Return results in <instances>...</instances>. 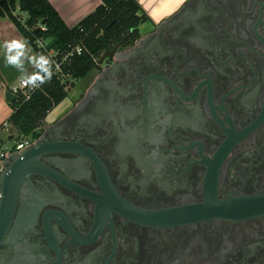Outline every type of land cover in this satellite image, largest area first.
<instances>
[{
  "label": "flooded vegetation",
  "instance_id": "obj_1",
  "mask_svg": "<svg viewBox=\"0 0 264 264\" xmlns=\"http://www.w3.org/2000/svg\"><path fill=\"white\" fill-rule=\"evenodd\" d=\"M95 62L4 186L0 264H264L234 212L264 196V0H182Z\"/></svg>",
  "mask_w": 264,
  "mask_h": 264
},
{
  "label": "trees",
  "instance_id": "obj_2",
  "mask_svg": "<svg viewBox=\"0 0 264 264\" xmlns=\"http://www.w3.org/2000/svg\"><path fill=\"white\" fill-rule=\"evenodd\" d=\"M0 17L11 20L34 52H42L36 48L35 40L48 37L53 39L47 48L58 50V54L66 48H81L80 54H72L61 64L63 77L53 74L27 97L18 92L15 100L9 103L12 112L6 122L21 138H36L41 120L67 97L75 81L96 66L95 59L122 35L129 33L134 38L137 26L149 19L137 0H100L91 13L72 27L64 23L48 0H0Z\"/></svg>",
  "mask_w": 264,
  "mask_h": 264
},
{
  "label": "crops",
  "instance_id": "obj_3",
  "mask_svg": "<svg viewBox=\"0 0 264 264\" xmlns=\"http://www.w3.org/2000/svg\"><path fill=\"white\" fill-rule=\"evenodd\" d=\"M48 1L55 8L68 27L76 25L81 19L91 13L100 4V0ZM163 9L166 8L163 7ZM150 15L154 20L162 17H159V15L156 13V10ZM13 38L19 39L23 38V36L16 29L9 18L0 17V45H2L5 40H10ZM31 70V67H29V71ZM19 75L20 73L15 68L6 66L4 59V49L0 47V124H2L0 133L3 129L10 126V124L6 122V119L12 112L9 102L5 99V93L7 91L13 92V88L19 84Z\"/></svg>",
  "mask_w": 264,
  "mask_h": 264
},
{
  "label": "clouds",
  "instance_id": "obj_4",
  "mask_svg": "<svg viewBox=\"0 0 264 264\" xmlns=\"http://www.w3.org/2000/svg\"><path fill=\"white\" fill-rule=\"evenodd\" d=\"M52 39L48 37L47 41L51 42ZM0 47L4 49L6 66L15 68L20 73L19 81L23 86L36 89L51 79L53 60L42 52H34L25 39L5 40Z\"/></svg>",
  "mask_w": 264,
  "mask_h": 264
},
{
  "label": "water",
  "instance_id": "obj_5",
  "mask_svg": "<svg viewBox=\"0 0 264 264\" xmlns=\"http://www.w3.org/2000/svg\"><path fill=\"white\" fill-rule=\"evenodd\" d=\"M106 56V53L101 55V59ZM16 98V95L12 91H7L5 93V99L6 101L13 102ZM41 122H44V119L41 120ZM42 146V144L34 143L28 147H26L24 150L16 153V155H13L14 158L9 162L10 164L6 165V162L8 161L9 157H6L3 160H0L1 168H0V179L2 182V192L0 193V199L2 200V206L0 208V216L5 217V214L2 213L5 209V204L10 203L6 200L5 192H4V186L11 180L12 174L15 172L16 167L19 166L24 161H27L31 156L35 154V152ZM242 207L237 209L235 214L237 215H257L264 213V196L258 197L255 199H248V200H242ZM11 210V208H10ZM10 214V213H9ZM9 217V215H8ZM8 217L5 219L6 223L8 221Z\"/></svg>",
  "mask_w": 264,
  "mask_h": 264
},
{
  "label": "built area",
  "instance_id": "obj_6",
  "mask_svg": "<svg viewBox=\"0 0 264 264\" xmlns=\"http://www.w3.org/2000/svg\"><path fill=\"white\" fill-rule=\"evenodd\" d=\"M34 43L36 48L41 50L45 55L49 56L53 60V74L59 75L61 77H63V74L60 71L61 64L65 62L66 59L72 54H80L81 52L80 46H75L71 47L69 50L66 48L65 51L58 54V50L47 48L48 41L46 39H37ZM31 90H33L31 87H25L19 81V84L13 88V93L16 95V93L19 92L27 97ZM32 141L33 138L31 136L23 137L17 141H5L0 145V160L3 159L7 153L21 150L29 145Z\"/></svg>",
  "mask_w": 264,
  "mask_h": 264
},
{
  "label": "rangeland",
  "instance_id": "obj_7",
  "mask_svg": "<svg viewBox=\"0 0 264 264\" xmlns=\"http://www.w3.org/2000/svg\"><path fill=\"white\" fill-rule=\"evenodd\" d=\"M182 0H137L139 5L142 7V10L147 14L149 19H152L150 14H153V12L156 10V13L161 16H165L168 13H170L173 9H175ZM165 7L166 9H163ZM18 15H20V12L16 11ZM23 16H25L24 13H21ZM65 80V79H63ZM81 80L75 81L74 85L68 90L67 97L62 101V103L51 110L47 116L48 120H51L53 117H55L73 98L76 96L78 92V87L80 85ZM12 135V139H9L8 136ZM21 137L17 134L15 130H13L10 126L3 129L0 133V144L2 141H17L20 140Z\"/></svg>",
  "mask_w": 264,
  "mask_h": 264
}]
</instances>
